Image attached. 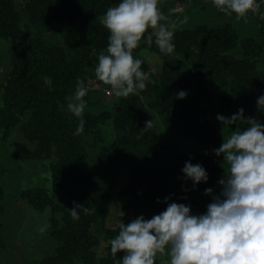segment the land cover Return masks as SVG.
Masks as SVG:
<instances>
[{"label":"rangeland","instance_id":"374dc122","mask_svg":"<svg viewBox=\"0 0 264 264\" xmlns=\"http://www.w3.org/2000/svg\"><path fill=\"white\" fill-rule=\"evenodd\" d=\"M10 1L18 15L19 41L62 50L67 66H79L81 77L88 86V94L84 98L87 100L85 130L75 135L78 123L73 126V143H68L63 135H50L52 123L43 122L34 126V103L26 109L14 108L12 123L1 124L0 264H61L59 233L66 231L71 220L70 199L77 191V185L68 180L67 189L58 191L54 186L55 177L60 173L67 175L65 165L72 161L69 159L74 144L82 149L77 150L80 155L77 180L84 181L88 176H93L99 157L115 142V127L120 124L136 129L135 133L128 134L131 139L127 140L134 143L132 137L142 130L146 121L152 120L154 139L144 141L143 131L137 135V143H150L151 164L160 170L181 173L186 161L201 163L209 179L200 183L205 189L213 187L216 193L220 191L218 180L227 174L229 165L222 154H215L214 149L220 147L223 139L226 140L233 131L243 130L241 127L247 121L238 119L235 124L227 126L217 119V115L230 117L243 108L244 117H251L250 105L239 106L237 100L238 94L242 93L241 87L246 86L250 96L256 100L258 112L254 111V118L264 123V108L260 109L257 104L258 97L264 94V19L252 12L246 18L237 19L235 14L221 12L214 0H160V7L167 17L163 22L174 26L176 47L172 53H164L159 50L155 40L151 44L153 49H150L146 39L142 38L133 54L143 59L142 68L152 72V75L145 89L119 97L111 91V85L97 82L94 71L99 53L107 48L103 41L88 40V34L91 32L93 35L97 26L109 35L102 19L106 10L119 0L110 2L98 14L93 16L92 13L73 23L68 20L46 21L43 16L37 17L33 11V0ZM69 1L87 8L92 7L93 2ZM261 11H264V5ZM200 26L227 30L226 40L230 46L223 57L228 59L229 69L219 76L209 72L207 62L200 58L196 46L187 38H179V34L189 33ZM15 45L11 38L0 37V110L7 86L20 68ZM163 57L178 62L184 76H202L201 88L192 87L189 91L205 114L206 124L202 126L207 127L204 129V140L186 137L182 113L167 103L163 93ZM153 80L155 83H152ZM41 83L54 99L57 111L66 113L67 109L57 97L51 76L43 74ZM102 114L105 116L102 117ZM167 117L173 122L170 123ZM94 119L97 121L92 123ZM20 151L25 154L24 159L16 157ZM112 168L116 178L110 183L107 199L90 210L89 219L92 221L88 232L94 239V245L89 252L83 255L79 253V257H73L65 264H99L102 258L112 253L111 239L118 234L120 223L127 224L135 217V209L128 208V202L134 197L128 181V167L122 160H114ZM35 190H40L46 196L48 205L30 196L29 191ZM101 193V188L90 187L89 194L95 201L100 199ZM204 196L209 203L211 196L205 194V190ZM113 260L117 264L118 260ZM156 264H170V256L158 253Z\"/></svg>","mask_w":264,"mask_h":264},{"label":"clouds","instance_id":"9594fccd","mask_svg":"<svg viewBox=\"0 0 264 264\" xmlns=\"http://www.w3.org/2000/svg\"><path fill=\"white\" fill-rule=\"evenodd\" d=\"M214 4L237 19L246 18L249 12L264 19V0H214ZM166 19L160 0H119L110 6L102 19L109 42L94 67L97 82L111 85L119 97L145 89L152 72L142 68L144 61L134 56L133 50L142 38L151 45L154 35L159 50L172 53L176 47L174 26L163 22ZM87 94L85 80L78 77L75 92L66 97L67 110L79 118L75 135L85 130ZM176 95L184 98L187 93L180 90ZM257 104L264 108V94ZM243 113L240 108L230 117L217 115L224 125L240 119L249 126L233 131L214 149L217 156L223 155L229 169L218 180V193L213 187L205 189L211 196L206 211L193 213L191 204L172 201L151 218L141 214L127 224L121 222L118 234L111 239L112 254L124 253L117 264H156L158 253L168 254L170 264H264V123ZM152 123L146 121L144 129ZM182 172L193 186L209 179L206 168L191 160L185 162ZM81 209L90 211L85 204L74 202L71 216L79 219Z\"/></svg>","mask_w":264,"mask_h":264},{"label":"trees","instance_id":"16d2710c","mask_svg":"<svg viewBox=\"0 0 264 264\" xmlns=\"http://www.w3.org/2000/svg\"><path fill=\"white\" fill-rule=\"evenodd\" d=\"M115 0H93L92 7L87 8L85 5L72 4L69 0H33L35 15L43 16L46 21H66L73 23L78 19L87 18L93 13V16L99 11L105 10L106 6ZM53 3V6H52ZM55 3H57L55 5ZM18 15L11 7L10 0H0V37L11 38L16 42L15 50L19 57L20 68L15 77L7 86V92L3 98V107L0 110V126L5 123H12L14 120V108L26 109L32 103L36 105L34 126H39L43 122L52 123L50 135H63L68 143H73V126L79 122V118L70 113H59L56 109L54 99L49 92L42 86L41 76L49 74L55 83L57 97L61 104L67 109L66 97L73 94L76 90L77 78L81 77L79 66H67L65 63L64 53L62 50L44 48L34 43L20 42V30L17 26ZM94 31V30H92ZM226 29H209L206 26L195 28L189 33L179 34V38L188 39L192 45L196 46L199 56L207 62V68L210 73L219 76L228 70L229 64L223 53L229 49V41L226 40ZM91 41H103L107 48L108 36L99 26L92 35L88 34ZM155 37H153V42ZM153 49L151 45H148ZM162 69L164 70L163 93L167 103L175 106L182 113V120L186 123L184 134L188 138L205 139L206 124L205 114L200 110L198 101L190 94V88H201V75L184 76L178 62H172L163 57ZM264 84V78L262 79ZM242 93L238 94L237 100L239 106L250 105L251 117H255L254 111L258 112L255 106V99L250 96L246 86H242ZM184 90L187 95L184 98L178 97V91ZM105 116L104 114L101 115ZM171 123V118L167 117ZM78 120V121H77ZM36 121V122H35ZM95 123L97 119L91 120ZM244 122L241 128L248 127ZM137 131L132 137L134 143H128L131 139L130 134L134 132L133 127L117 125L115 127L116 139L111 146L101 154L93 171V176H88L84 181H78V159L80 158V146H72V156L65 165L67 175L55 177L54 186L58 191L67 189V181L72 180L77 185V191L71 195L70 208L75 203H83L90 210L100 202L106 200L111 188V182L115 180L116 173L113 171V161L122 160L128 167V181L133 189V199L128 202V208L135 209V217L144 215L145 218H151L167 207V203L172 201L191 204L193 213L205 212L208 200L205 199V186L199 183L193 186L190 179H186L183 172L175 173L173 170L157 169L150 162L149 146L150 143H137V135L143 133V140L148 142L154 139L151 133L152 128ZM202 127V131L200 128ZM204 130V132H203ZM146 131V136H145ZM129 134V135H128ZM151 134V135H150ZM75 143V142H74ZM25 154L18 152L16 157L24 159ZM1 175V171H0ZM94 181V184L90 185ZM90 187L101 188L100 199L95 201L90 193ZM32 198H37L41 204L48 205L46 196L39 190L29 191ZM2 196L0 189V198ZM169 198L167 201L165 198ZM97 206V207H98ZM90 211L85 213L80 210V218L71 220L66 231L59 233L60 241V259L61 264L68 263L73 257H79V253L89 252L94 245V239L88 232L90 225ZM124 255L123 252L117 254H108L102 258L99 264H115L114 260H119ZM108 258V259H107ZM45 264H49L45 262Z\"/></svg>","mask_w":264,"mask_h":264}]
</instances>
